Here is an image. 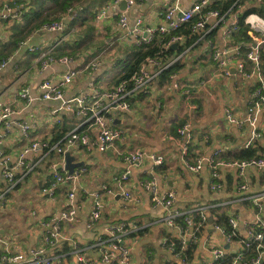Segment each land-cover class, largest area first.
I'll use <instances>...</instances> for the list:
<instances>
[{"label": "crops", "instance_id": "1", "mask_svg": "<svg viewBox=\"0 0 264 264\" xmlns=\"http://www.w3.org/2000/svg\"><path fill=\"white\" fill-rule=\"evenodd\" d=\"M32 1L34 0H0V15L6 4L28 2L30 8ZM198 1L200 0H180L181 11H187ZM122 3L115 5L113 0H82L78 4L80 7L78 19L85 18L87 21L72 28L68 26L71 20H64L67 28L74 31L72 37L59 43L61 37L58 33H48L38 29L23 41L28 40L26 44L18 46L12 56L1 59L8 60L6 66L0 70L1 101L13 113L8 118L10 130L7 134L3 125H0V134L4 135L1 149L3 157L7 160L8 170H13L20 153L31 142L49 141L55 144L52 141L61 130L64 119L71 126L64 137L79 128V133L86 134L92 140L96 138L97 132L94 127L88 124L79 127L80 123L82 124L79 117L63 111L52 114L51 111L59 108L60 103L40 100L39 87L44 80L56 81L68 69L77 70L79 73L64 90L66 100L89 93L92 85L95 89L104 90L116 84L120 69L115 60L125 58L127 51L136 48L131 39H121V32L116 28L117 14L126 8H121ZM174 3L175 0L138 2L134 7L127 9L129 23L133 26L136 18H142L146 27H153L159 23L160 15ZM105 5L110 6L107 11L108 18L96 26L94 16ZM241 8L245 9V5ZM25 12L15 21L0 20V45L8 42L11 28L20 22ZM230 24L231 20H226V24L220 26L210 38L220 48L227 42L222 32ZM87 29L91 30L89 34L93 37V45L90 49L75 55L59 54L58 49L63 44H72L77 34ZM98 34L99 37L96 36ZM237 37L238 35L229 41L243 42L245 55L252 47V40L248 36L250 39L247 37L248 40L244 41L248 43H245L242 38L237 41ZM111 41L117 45V54L113 48L108 51L105 49L112 46ZM31 47L37 48V53L31 52ZM40 52H51L56 59L68 56L73 58L74 63L53 64L47 70L40 71L35 65L36 57ZM210 53V47L204 42L190 44L182 52V57L177 63L179 69L174 72L173 81L164 85L159 81L155 82L150 94L140 95L131 103L128 113H114L113 126L122 133L120 138L104 152L97 149L87 152L82 147L72 151L70 154L74 162L82 163L86 169L75 188L72 184H59L51 197L44 194L42 189L52 182L61 158L55 152L44 155L29 153L24 156L25 162L38 160L39 165L6 196L5 201L0 203V239L2 240L0 264H8L2 260L6 252L9 255L27 256L33 249L46 248L43 239L52 224L59 225L69 239V247L75 243L84 249V257L91 264H99V255L93 247L91 248L92 241L103 231L105 225L117 223H136L143 227V231L138 234L136 247L132 251V264H182L166 244V241L177 240L176 231L152 224L162 217L165 211L155 206L149 193L145 191L144 184L148 181H154L161 194L173 191L175 204L179 208L189 209L198 204L207 209V221L198 236L197 243L191 248L187 247L185 251L186 264L212 263L211 251L217 247L222 248L225 259H231L225 264H230L239 254L242 256V262L238 264H246L252 260L244 259V248L235 243L227 244L221 232L212 233L211 229L215 227L223 229L216 224L219 215L237 216L239 238L248 239L244 222H253L257 212L251 202L244 197L264 192V173L253 168L245 170L242 174L233 169L218 168L217 181L221 188L218 192H214L210 189L211 169L207 165H203L199 172L193 173L187 170L180 160L181 143L176 131L185 123L189 124L193 136L188 154V161L191 163L203 153L205 147L209 153L219 151V158L224 161L239 160L254 131L259 137L253 141L251 148L262 154L261 157L264 158V106L257 115L254 127L248 123L236 126L228 123L225 117V111L231 109L234 116L244 121L248 115L251 95L260 87L263 88L264 93V81L261 84L255 75L245 79L238 73L232 77H223L211 61ZM93 61L96 63V69L82 71L83 63ZM244 64L248 72L254 69L249 61L245 60ZM230 69H233L232 65ZM217 78H221V81H217ZM173 83L183 88L190 85L188 97L183 95L181 89H175ZM194 84L198 87L193 86ZM23 88L29 90V96L34 99L33 101H23L18 97ZM200 93H203V96H200ZM185 100L186 104L183 102ZM146 109L147 111L143 112ZM22 124L30 127L26 135L20 129ZM203 136L209 137L207 145L203 141ZM135 150L161 155L163 164L155 167L150 162H144L138 167L129 169L127 181L119 183L118 179L128 169L122 160V155ZM240 186H245L246 190L242 192L239 190ZM5 187L6 182L0 168V193ZM119 187L134 196L135 201L128 202L112 197L104 190L106 188L117 193ZM73 188L74 202L77 205L75 219L72 222L53 221L61 212L68 209L67 194ZM96 195L101 204V220L92 229H88L92 202ZM261 218L264 221V202H262ZM60 264H78V262L75 256L68 254L62 258ZM259 264H264V254Z\"/></svg>", "mask_w": 264, "mask_h": 264}, {"label": "built area", "instance_id": "2", "mask_svg": "<svg viewBox=\"0 0 264 264\" xmlns=\"http://www.w3.org/2000/svg\"><path fill=\"white\" fill-rule=\"evenodd\" d=\"M141 1L143 0H113V4L120 5V3L124 2L126 7L124 11H120L117 14L116 28L121 32V39H131L136 48L149 46L154 41H157L160 52L153 57L146 56L137 65L135 72L130 78L118 81L116 84L104 90L95 89L92 85L89 88V93H83L72 99L66 100L64 98V90L73 82V79L79 71L68 69L60 75L56 81H42L39 87L40 100L60 103L59 108L51 111L52 114L63 111L75 115L81 119L82 124L80 123L79 127L83 124H88L95 128L97 136L92 140L86 134L79 133V128H76L55 144H51L49 141L31 142L20 153L13 170H8L6 168L7 160L3 157V151L1 149L4 135L0 134V168L2 169V177L6 182V187L0 193V203L5 201L6 196L38 167V160L30 163L24 161V156L29 153H41L44 155L48 152H55L61 158L59 167L53 174L52 182L42 189L44 194L51 197L59 184H72V187L75 188L78 180L81 175L85 173L86 169L82 164L75 168L71 174H68L65 170L64 154H70L79 147L85 148L87 152L92 151V149L104 152L108 146L120 138L122 132L113 126V114L117 112L128 113L131 109V103H133L137 97H140V95L150 94L152 85L159 81L161 73L180 61L182 53L172 57L162 55V53L168 48H172L174 45L176 46L175 50L178 47H182L186 38L182 35L172 36L166 43H163V41L169 33L180 30L183 25L190 23L194 18H196V21L191 25L188 39L191 40V38H194L195 41L193 44L204 42L210 47L211 61L216 65L223 77L228 78L235 75L231 74L230 65H232L235 73H238L243 78L249 79L252 75H255L258 81L263 84L264 67L261 66V54L264 55V16L249 14L245 17L244 25L248 28L246 34L252 40V47L244 55L242 52V48L244 47L243 42L233 43L229 41L235 38L240 32L239 18L244 10L241 8L243 5L236 6V13L234 12L235 10H230L225 14H221L217 10L206 9L212 3L219 0H200L187 11H181L179 6L180 0H175L174 5L160 15V21L157 25L146 27L142 18H136L134 25L131 26L127 16V9L134 7ZM262 2H264V0H256V3ZM28 8V2H13L12 4H6L0 15V20L15 21ZM109 8L110 6L105 5L95 14L94 22L96 26H99L108 18L107 11ZM79 10L80 7L78 5L71 6L66 10L61 20L45 24L39 30L48 33H58L61 37L59 43L63 42L66 38L74 35V31L67 28L64 20H75L78 17ZM239 11L241 12L239 13ZM228 19L231 20V24L222 32L227 42L220 48L210 38L220 26L226 24V20ZM26 42H28V40ZM26 42H22L20 45H24ZM244 42L248 43L246 41ZM53 49L54 48H52L51 51H53ZM37 50L38 49L35 47L30 48V51L34 53H37ZM245 60L253 65L254 69L251 72L246 70L244 64ZM7 62L8 60L1 62L0 70L6 66ZM70 63H74L73 58L62 56L56 59L51 55V52H40L35 60V65L40 71L47 70L53 64L68 65ZM93 69H96L95 61L82 64V71ZM120 74L121 73L118 72V78ZM19 77L22 78V76ZM20 78H18L17 81H19ZM174 78L175 74L172 73L169 76V81H173ZM201 83L202 82H200V84ZM186 87L188 91H183V95H188L189 87L185 86L184 88ZM174 88L182 89L183 87L175 83ZM18 97L27 102L34 100L29 96V90L27 88H23L19 92ZM263 106L264 93L263 88L260 87L251 95L248 115L244 121L234 116L231 109L225 111V117L228 123L236 126H242L244 123H248L250 126L254 127L257 121V115L262 110ZM12 114L11 109L1 101L0 94V125H3L6 134L10 130L8 118ZM58 123L59 120L57 121V124ZM20 129L22 133L26 135L30 127L27 124H22ZM176 132L181 143L180 160L182 165L193 173L199 172L203 165H207L211 169L212 181L210 189L214 192H218L221 188V185L217 181L219 178L218 168L233 169L239 174H242L249 168H253L264 173V158L261 156L252 157L250 159L224 161L219 158V151L209 153L207 147H205L203 153L191 163L188 161V154L190 151L189 145L193 141V136L189 124H182L178 127ZM258 137L259 134L254 131L246 147H251L253 141ZM203 141L207 145L209 137L203 136ZM122 160L128 169L118 179L119 183L127 181L130 173L129 169L138 167L144 162H150L155 167H159L163 164V157L161 155L143 150H135L124 154L122 155ZM74 188L67 194L68 209L61 212L57 219L53 221L72 222L75 219L77 205L74 202ZM144 189L149 193L153 204L161 207L165 211L164 215L158 220L153 221L152 224L162 225L176 231L177 240L166 241V244H168L170 251L179 258L181 263L186 264L187 259L185 251L189 245L192 246L197 243L198 236L207 221V209L198 204L193 205L189 209L179 208L175 204V193L173 191H168L163 194L159 193L154 181L146 182L144 184ZM104 190L112 197L120 198L128 202L135 201L134 196L125 191L122 187H119L117 193L107 190L106 188H104ZM239 190L244 192L246 187L240 186ZM244 199L249 200L257 212L253 222H244L247 228L248 239L239 238L237 216L227 217L229 231L226 232L224 229L220 230L219 227H215V229L222 233L227 244L235 243L246 250L249 248L250 243L254 241L257 243V250L262 249L264 247V221L261 218V213L262 202H264V192L246 196ZM100 220L101 204L99 197L96 195L92 202V212L87 228L92 229ZM142 231L143 227L136 223L105 225L103 231L95 236L91 245V248L93 247L99 255V264H132V251L136 247L137 238L139 237L138 234ZM43 241L46 248L39 247L33 249L27 256L9 255L6 252L2 256V260L8 264H60L62 258L71 254L76 257L78 264H91L84 257V249H81L75 243L70 247V251L60 253L62 247L68 244L69 239L57 224H52L50 226ZM0 243H2L1 239ZM211 253L213 262L201 264L226 263L224 262L225 255L221 247L214 248ZM263 254L264 251L259 252L256 258L250 260L246 264H259V260ZM240 262H242L241 254L237 255L230 264H238Z\"/></svg>", "mask_w": 264, "mask_h": 264}, {"label": "trees", "instance_id": "3", "mask_svg": "<svg viewBox=\"0 0 264 264\" xmlns=\"http://www.w3.org/2000/svg\"><path fill=\"white\" fill-rule=\"evenodd\" d=\"M82 2V0H34L30 4V8L27 12H25L20 22L15 24L11 28V35L7 43L0 45V60L7 59L12 54L20 43L25 41L29 38L34 32L40 29L45 24H50L62 19L65 15L66 10L74 5H78ZM236 4V5H235ZM237 5H245V9L239 18V25H240V33L238 34V39L242 38L243 40H248L246 37V32L248 28L244 25V19L249 14H257L259 16H264V2L256 3L254 0H219L212 3L208 6L207 10H217L221 14H225L228 11L236 10ZM87 20L85 18L78 19V17L70 21L68 24L69 27H76L77 25L80 26L85 23ZM196 21V18L192 19V21L188 24H185L181 27L180 30L176 32L169 33L163 43H166L170 37L172 36H184L186 38L185 43L182 47H178L176 50L172 48H168L167 50L163 51L162 55L172 57L174 55H178L182 53L185 48L189 47L195 40L194 38L188 39L190 34L191 25L193 22ZM91 30H86L83 33H78L76 39H73V43H65L59 49V54H67V55H75L81 52H84L93 45V37L89 34ZM245 48H242V52H245ZM129 50V49H128ZM160 52V49L157 45V41H154L149 46H144L141 48H134L127 51V55L125 58L121 60H115L118 69H120V77L117 79L118 81H122L124 79H128L131 75L135 72L137 65L146 57V56H155ZM261 66L264 67V55L261 54ZM3 61V60H1ZM179 66L175 64L174 66L170 67L168 70L161 73L159 82L161 85L167 84L169 81V76L178 71ZM71 126L66 122V119L63 121V126L60 131L56 134L53 141L54 143L59 142L64 135L70 130ZM262 156V154L257 153L255 149L248 147L242 151L239 159H250L252 157ZM218 226H221L226 232L229 231L228 227V219L227 217L222 214L218 216L217 223ZM264 244V241H263ZM191 248V245L188 246ZM70 247L68 244L62 247L60 253H66L70 251ZM264 251V247L262 249L257 250V243L252 241L249 245L248 249H244V259H254L259 255V252ZM231 259L227 258L224 262H228Z\"/></svg>", "mask_w": 264, "mask_h": 264}, {"label": "water", "instance_id": "4", "mask_svg": "<svg viewBox=\"0 0 264 264\" xmlns=\"http://www.w3.org/2000/svg\"><path fill=\"white\" fill-rule=\"evenodd\" d=\"M121 8L122 9L125 8V3L124 2L121 4ZM179 16H180V14H179ZM175 48H176V46L174 45L172 47V49H175ZM231 74L232 75L235 74V70L234 69H231ZM64 161H65V170L68 172V174H71L75 168H77V167L82 165V163H80V162L79 163H75L74 162V158L69 153H65L64 154ZM217 231L220 232L219 230H217L215 228L211 229L212 233L214 232V233L218 234Z\"/></svg>", "mask_w": 264, "mask_h": 264}, {"label": "rangeland", "instance_id": "5", "mask_svg": "<svg viewBox=\"0 0 264 264\" xmlns=\"http://www.w3.org/2000/svg\"><path fill=\"white\" fill-rule=\"evenodd\" d=\"M96 36H100V34H98V35H96ZM110 43H112V46L110 45L109 47H105V49L108 51V50H111L112 48L115 50V54H117V45H115V44H113V42L111 41ZM217 81H221V78H217ZM190 86V85H189ZM188 86V87H189ZM193 86H195V87H198L196 84H194ZM195 87H193V88H195ZM182 91H188V89H187V87L186 88H182L181 89ZM186 97H188V95H185ZM200 96H203V93H200ZM205 97H203V99H204ZM208 98V97H207ZM185 104L187 103L186 102V100L185 101H183ZM147 111V109L146 110H144L143 112H146Z\"/></svg>", "mask_w": 264, "mask_h": 264}]
</instances>
